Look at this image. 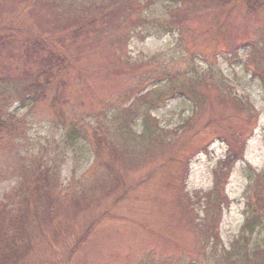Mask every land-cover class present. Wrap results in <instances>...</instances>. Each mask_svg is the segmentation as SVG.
Returning <instances> with one entry per match:
<instances>
[{
	"label": "trees",
	"instance_id": "1",
	"mask_svg": "<svg viewBox=\"0 0 264 264\" xmlns=\"http://www.w3.org/2000/svg\"><path fill=\"white\" fill-rule=\"evenodd\" d=\"M167 1L171 6L169 20L166 21L167 31L177 32L183 42L198 43L201 39L207 42V37L218 34L220 42L218 39H213V42L215 45L225 44L227 49L221 56L230 55L229 58L239 57L238 53L244 47L250 48L247 60L254 66L264 90V0ZM154 3V0H0V84L8 90L15 88L16 93L21 89L18 93L22 98L20 101L31 105V109L52 97L53 108L50 110L63 119L71 140L79 136L90 143L95 139L98 148L102 143L109 145L110 156L116 160V164L108 165L113 176L89 188L100 189L106 197L116 199L117 195L127 197L133 194L139 183L129 184L126 175L163 155L166 148L175 145L184 148L186 141L177 142L174 139H183L206 113L209 115L206 120L210 122L216 118L215 112L234 111L243 116L248 127L255 126L259 118L251 102L238 99L230 92L220 72L210 69L201 75L196 66L190 67L176 83L177 75L172 72L173 68L168 71L161 64L160 67H153L152 61H132L128 53L130 42L135 32L149 23L145 12ZM25 13L28 16L26 19ZM213 13L219 16H216L219 21L208 20ZM227 36L229 39L225 40ZM201 44L204 49L210 47V43L209 46ZM195 53L193 56H198ZM201 60L208 61L207 57ZM89 63L92 67L88 69ZM90 77H94L92 82L104 79L105 89L115 90L112 86L115 81H119L123 89L113 91L111 96L116 95L111 100L97 98L96 109L81 113L83 116L74 114L72 121H68L59 106L68 108L73 103L69 82H78L85 96V92L92 90L88 82ZM163 80L168 82L164 85L159 83ZM154 81L158 83L150 89ZM3 94H0V141L25 136V132L18 127L21 120L6 111L8 104L5 101H8L10 93L6 98ZM173 95L184 97L192 106V117L185 122L180 133L162 128L152 114ZM118 99H122V105L113 118V124L108 125L102 118L108 119V111L118 110ZM78 104L81 110L86 106H90L86 110L92 107L88 100L81 98L69 109ZM138 117H142L143 125L140 135L133 132L131 123ZM86 118L95 120L91 123ZM84 123L92 131L91 138L85 126L80 127ZM208 127L209 124L206 125ZM229 129L216 128L221 136L215 137L214 141L226 144L227 156L215 169L213 189L196 195L199 202H203L204 216L190 217V223L203 249L211 245L213 253L222 259L223 264H264V241L256 240L254 243L251 240L259 232L258 228L264 227V169L255 174L254 183L251 182L248 187L254 192L247 202L248 216L229 249L223 247L217 230L222 211L231 204L224 196L221 183L227 182L233 166L244 158L246 140L254 131L250 130L248 136L243 131L238 135L242 137L239 140L231 138L237 132L235 128ZM106 133L115 135V145L119 142L120 148H115L102 136ZM212 142L199 150L208 151ZM98 148L95 150L96 157ZM35 168L20 167L14 172L22 181H18L10 194L5 195V200L0 201V264H22L34 251V244L39 243L47 231L53 230L52 236H61L60 217L67 208L64 198L56 193L58 180L53 173H57L54 169L41 166ZM254 178L252 176V181ZM79 195L81 198L74 202L81 206L83 199L88 206L91 205L92 200H87L86 191ZM185 197L188 201L192 199L187 195ZM188 201H185V209L191 212L193 208ZM181 212L188 220L186 212ZM56 225L60 227L54 229ZM65 243L69 246L67 241ZM219 247L221 250H218ZM206 251L201 255L205 256Z\"/></svg>",
	"mask_w": 264,
	"mask_h": 264
},
{
	"label": "rangeland",
	"instance_id": "2",
	"mask_svg": "<svg viewBox=\"0 0 264 264\" xmlns=\"http://www.w3.org/2000/svg\"><path fill=\"white\" fill-rule=\"evenodd\" d=\"M154 2L145 12L149 23L138 29L130 42L128 53L132 61H152L153 67H160L161 64L168 71L173 68L172 72L177 75L176 83L179 82V76L190 67L196 66L201 75L204 74L203 71L210 69L220 72L235 97L248 100L254 105L259 114L257 124L246 126L243 116L234 111L215 112L216 118L211 117L212 121L207 122L209 115L206 113L183 139H174L177 142L186 141L184 148L179 145L166 148L163 155L151 159L141 168L131 170L126 175V180L129 184L139 183L136 191L127 197L123 194L117 195L115 199L106 197L100 189L89 190L95 183L104 182L113 176L108 165L113 162L116 164V160L110 156L109 145L102 143L98 148L95 139L90 143L79 136H74L71 140L67 127L62 123L63 119L51 111L52 97L37 103L31 109V105L20 101L22 98L18 93L21 89L16 93L15 88L8 90L0 84V94L4 93L3 97H8L10 93L8 101H5L8 104L7 113L14 114L21 120L18 127L25 132V136L9 137L0 141V201L5 200V195L10 194L18 181H22L14 172L20 167L41 166L56 171L57 174L53 173L58 180L56 193L64 198L67 208L60 217L63 228L61 236H52L53 230L45 231L43 239L34 244V251L22 264H223L222 259L213 253L211 245L203 249L190 223V217L204 216L203 202H199L196 195L213 189L215 169L227 156L226 144L214 141L219 135L217 126L224 130L234 127L237 132L231 138L239 140L242 137L238 135L243 131L248 136L250 130L254 129L251 137L246 140L244 158L233 166L227 182L221 183L224 196L231 202L222 211L217 229L223 247L229 249L230 244L241 233L248 216L247 202L254 194L253 189L249 190L248 187L251 182L254 183L255 174L264 169V90L254 66L247 60L250 48L244 47L239 51V57L229 58L230 55L221 56L227 49L225 44L215 45V41L213 42V39L220 42L218 34L207 37V42L205 39H201L200 43L183 42L177 32L166 30L171 8L168 1ZM216 16L213 13L207 18L217 22L219 16ZM24 18H28L26 13ZM236 19L241 20L238 17ZM201 43L208 46L210 43V47L204 49ZM195 51L199 57L193 56ZM202 57H207L208 61H202ZM90 67L92 66L89 63L88 69ZM93 78L88 80L92 90L84 91L85 96L78 82H69L70 96H74L73 103L76 104L82 98L88 100L92 107L86 110L90 107L86 106L81 110L82 107L78 104L77 107L69 109L73 103L68 108L59 106L68 121H72L74 114L78 113L77 117L83 116L81 113L96 109L97 98L111 100L116 95L111 96L113 91L120 92L123 89L119 81L112 83L108 80L105 82L112 83L115 90H109L108 87L105 89L104 79L99 78V83L92 82ZM167 82L163 80L159 83L164 85ZM156 83L158 82L154 81L149 88H153ZM121 100L118 99V110H110L109 118H102L106 124H113V118L122 105ZM152 114L162 128L171 133H180L185 122L192 117L191 102L179 95H173L163 106L153 110ZM141 118H135L131 122L133 132L137 135L143 133ZM92 120L95 118H86L88 122L92 123ZM68 121L66 124L70 126ZM84 126L85 123L80 125ZM85 128L91 138L92 131L86 126ZM102 136L116 144L117 138L113 133ZM211 140L213 142L208 151L199 150ZM114 147L120 148L119 142ZM97 148L99 154L96 157ZM142 152L145 156V151ZM118 166L122 168L120 162ZM83 191L87 192V200H92L90 206L83 199L80 201L81 206L74 202L81 198L79 194ZM186 195L189 199L192 198L191 201H188ZM185 201H188L193 211L185 209ZM181 211L186 212L188 220ZM59 227L56 225L54 229ZM90 227L92 229L85 238ZM258 229L259 232L251 238L254 243L256 240L264 241V227ZM66 237L69 239H64ZM204 250L207 251L202 256ZM218 250H221L220 247Z\"/></svg>",
	"mask_w": 264,
	"mask_h": 264
}]
</instances>
